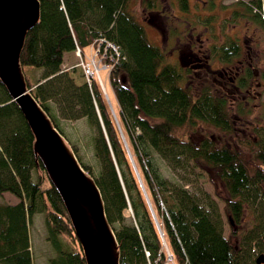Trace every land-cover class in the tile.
<instances>
[{"label": "trees", "instance_id": "obj_1", "mask_svg": "<svg viewBox=\"0 0 264 264\" xmlns=\"http://www.w3.org/2000/svg\"><path fill=\"white\" fill-rule=\"evenodd\" d=\"M38 1L39 22L26 33L19 57L26 88L65 139L59 119L85 118L93 129L98 173L92 175L79 162L100 190L120 264H168L166 247L175 264H249L256 247V264L264 255L259 247L264 249V225L254 223L245 231L241 226L249 198L250 204L264 198V124L252 127L254 140L237 137L234 115L246 118L250 110L240 103L231 107L229 92L219 93L209 77L196 79L190 67L167 60L165 49L149 37L136 15L134 0ZM200 1L194 7L199 11L215 5L209 0L205 9ZM140 7L166 19L168 38L176 46L197 29L185 19L190 0H140ZM263 7L264 0H237L230 24H220L222 32L211 24L215 15L202 18L213 59L228 66L240 55L239 42L225 29L239 21L264 30ZM99 39L117 48L110 49L116 62L105 60L113 64L108 74L113 100L96 79L89 84L80 68L81 81L75 68H61L66 52L94 49ZM188 40L195 48L198 39ZM242 71L236 85L246 89L253 73L248 65ZM199 122L234 142L218 145L204 134L195 140ZM31 144L24 119L0 84V194L17 200L0 204V264H32L27 225L39 213L45 216L47 239L55 251L48 264H86L63 203ZM159 159L171 176L163 173ZM196 169L218 190L224 215L235 224L227 238L216 202L191 180Z\"/></svg>", "mask_w": 264, "mask_h": 264}, {"label": "rangeland", "instance_id": "obj_2", "mask_svg": "<svg viewBox=\"0 0 264 264\" xmlns=\"http://www.w3.org/2000/svg\"><path fill=\"white\" fill-rule=\"evenodd\" d=\"M134 1L136 15L147 28L149 37L155 43L160 44V46L165 49L167 60L180 61L179 55H182L183 59L181 58V60L182 62H184L183 65L192 69L194 75L196 76V79L207 80L206 77H209V80L213 81V83L216 84V89L220 90H217L219 93H222L223 91L229 92L232 103L231 107H237V105L240 103L244 108L250 110V115H247L246 118L234 115V117L236 118V135L238 137L239 133V138L254 140L255 132L254 130H252V127H255L256 122H259V124H264V30L259 27H254L250 23L246 24L245 22L243 23L239 21L234 26H227V29H225L226 33H228L232 39H235L239 42L241 50L240 55L235 57L228 66L227 64L220 63L218 61H215V63L210 62V70L216 72L222 71L223 69L225 70L226 73L223 78L218 74H207L206 70L209 69L204 68L205 66L203 65L197 66L198 61L188 62V60H190V57H188V52L191 51L197 53L202 63L204 62L203 59H207V62H209L210 56L208 55L209 51L207 49V44L209 43L210 38L207 39L208 30L204 29L205 27L202 24V18H204L205 15H215V18L211 19H215V21L213 23L211 22V24H214V29L216 30V32H222L220 24L222 25L226 22L227 24H230V10L237 0H215L214 7L207 10V12L204 10L199 11V8H194L201 4L200 0H190L191 12L190 14L188 13L185 19L189 20V23L191 22L192 24H195V27L197 26V29H194L195 32L192 31L190 32V34H187V42L185 41V44H183V42L178 46H176L177 43L168 38L170 31L168 30L166 19L159 13H144L142 8L140 7V0ZM203 1V5L206 6V9L210 4L209 0ZM196 2L200 3L196 4ZM224 6H226L227 8L223 9L222 7ZM167 8L169 7H165L163 11L167 10ZM260 13L261 17L264 19V7L262 8V12ZM226 18L227 20L225 21ZM197 36L199 38L197 43L195 44L196 47H189L190 40H188V37H190V39H194L195 37L197 38ZM200 45L203 48V52L199 53V51H197V48ZM90 52L91 51L89 48L84 49L85 60H88L93 55V53ZM66 53V56L63 57V63L61 66L62 70L71 72L73 68H75L74 76L78 81H81V78L79 77V75L81 74V71L79 69L80 58L76 55L75 52ZM247 65L252 70L253 78L249 81L246 89H241L236 85L237 78L235 80V78L233 77L235 76V71H237V76H240V73L243 72V68ZM108 72L109 70L102 69L100 64L99 75L103 82V86H101L100 84L99 85L102 89H104L105 87L106 94H108V96L113 100V93L109 84ZM227 72L229 76L235 81L231 82L230 80H228L229 78H227ZM40 74L41 71H37L35 78L38 79L40 77ZM192 79L193 77L191 76V78H189L191 84L193 82L191 81ZM103 94L105 95L104 92ZM233 109L235 110V108H232V112H234ZM59 127L65 135L67 139L66 141L68 142L69 146L72 148L76 157H78L79 161L85 167H87L90 172H92V175H96L99 170V165L94 158L92 150V138L94 136V131L88 124L87 120L85 118L75 121L59 119ZM196 132L197 133L195 135V140L197 141L200 140L204 135H207L210 136L212 140L216 141L218 145H221L223 143L227 144L230 141H232V143L234 142L233 139L230 138L227 134L220 132L218 129H215L212 126L202 127L201 122H199ZM177 134L181 136L180 133ZM159 163L161 165L163 164V173L166 176H171V170H169V168H165L166 162L159 159ZM174 177L177 179L179 178L178 175H175ZM191 180L194 181L195 188H202L201 190L203 192L206 191L216 202L218 211L220 212L221 219L223 221V236L225 238L229 237L232 229L235 228V224L233 222H229L227 216L224 215V212L222 210L224 204L222 201L218 200L215 195V192H217L218 190L213 186V184L208 181L205 174L200 172V170L198 169L195 170V175L191 177ZM223 195L226 196V192L223 191ZM250 199L251 198H249L248 200L249 204L247 203L245 206L244 219L241 226V230L244 231L251 228L254 223L256 224L258 222H261L264 225V198L260 197L256 204H250V202H252ZM16 202V198L11 194H0V204H12ZM27 234L32 264H48V260L55 256V251L47 239L45 216L43 213L35 214L34 216H32L30 222L27 225ZM231 240L235 242L233 238ZM261 245L262 244H259V247L264 251ZM167 251L168 250L166 247V254ZM250 252L253 253L252 257L254 258L249 262V264H255V257L260 253V251L258 250V248L252 247ZM167 262L168 264H175L173 259L168 254Z\"/></svg>", "mask_w": 264, "mask_h": 264}, {"label": "water", "instance_id": "obj_3", "mask_svg": "<svg viewBox=\"0 0 264 264\" xmlns=\"http://www.w3.org/2000/svg\"><path fill=\"white\" fill-rule=\"evenodd\" d=\"M40 19L38 0H0V84L32 135V154L58 193L86 264H120L115 233L94 178L26 88L19 57ZM264 262V255L256 264Z\"/></svg>", "mask_w": 264, "mask_h": 264}, {"label": "built area", "instance_id": "obj_4", "mask_svg": "<svg viewBox=\"0 0 264 264\" xmlns=\"http://www.w3.org/2000/svg\"><path fill=\"white\" fill-rule=\"evenodd\" d=\"M98 42L99 44L97 43V46L94 49L93 48L90 49L91 51L90 53H93V55L88 60L84 59L85 55L80 48L76 47L75 53L80 58L79 68L82 70L83 75L85 76V79L87 80V82L91 84V81L93 79H96L98 83L101 86H103V82L99 75L100 64H101L102 69H108L110 71L111 68L113 67V64H109V63L107 64L105 63V60L107 57V58H110L113 61V63L116 62V59L111 53L110 49H113L116 51L117 48L115 45L107 42L104 39H99ZM103 42L105 45L102 48L101 43Z\"/></svg>", "mask_w": 264, "mask_h": 264}, {"label": "flooded vegetation", "instance_id": "obj_5", "mask_svg": "<svg viewBox=\"0 0 264 264\" xmlns=\"http://www.w3.org/2000/svg\"><path fill=\"white\" fill-rule=\"evenodd\" d=\"M199 37L197 36V39H198ZM197 51H199V53L200 52H203V48H202V46L200 45V46H198V48H197ZM211 52V51H210ZM208 55L210 56V59H209V62H207V59H203V63L201 62V60L199 59V57H198V54L197 53H195V52H188V57H190V60H188V62H194V61H198V64L197 63H195V64H197V66H201V65H203V66H205L204 68H206V69H209L210 70V62H213V63H215V61H218V60H216V59H213L212 57V55H211V53L209 54L208 53ZM180 56V61H181V63L183 64L184 62H182V60H181V58L183 59V57H182V55H179ZM187 59H189V58H187ZM200 61V62H199ZM207 62V63H206ZM185 63H187V62H185ZM212 64V63H211ZM202 66V67H203ZM203 68V69H204ZM225 70L223 69L222 71H218V72H216V71H214L213 72V74L214 75H219L220 77H223L224 78V76H225ZM236 77H237V72H235V76L233 77V78H235V80H236ZM227 78H229L228 80H230L231 82H233V81H235L233 78H231L230 76H229V74H228V72H227ZM262 264H264V262L262 263Z\"/></svg>", "mask_w": 264, "mask_h": 264}, {"label": "crops", "instance_id": "obj_6", "mask_svg": "<svg viewBox=\"0 0 264 264\" xmlns=\"http://www.w3.org/2000/svg\"><path fill=\"white\" fill-rule=\"evenodd\" d=\"M67 53L64 54V57L66 56Z\"/></svg>", "mask_w": 264, "mask_h": 264}]
</instances>
